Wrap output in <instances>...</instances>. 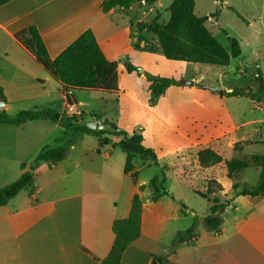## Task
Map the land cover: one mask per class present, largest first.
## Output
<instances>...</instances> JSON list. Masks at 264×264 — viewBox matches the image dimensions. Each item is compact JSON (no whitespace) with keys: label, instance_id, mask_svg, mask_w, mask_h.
<instances>
[{"label":"rangeland","instance_id":"obj_1","mask_svg":"<svg viewBox=\"0 0 264 264\" xmlns=\"http://www.w3.org/2000/svg\"><path fill=\"white\" fill-rule=\"evenodd\" d=\"M194 1L195 13L209 17L206 27L223 47L231 49L230 38L239 42L242 54L238 58H232L229 65L168 60L162 53L157 36L140 29V25H148L153 21L160 25L167 24L173 0H159L152 4L137 2L129 10H124L126 14L118 12L110 16L113 22L110 26L113 29L111 36H107L114 46L108 52L111 57L120 56L116 59L119 75V90L116 93L74 90L71 95L75 104L68 105L66 94L56 84H50L55 83L50 82L52 80L42 82L26 79L20 73V81L11 87L6 82L8 73L1 70L0 65V79L9 85L10 90L4 98L8 104L4 109L10 117H15L22 111L53 109L63 113L66 118L79 119L76 124L66 123V127L59 125L58 129L54 123L40 120V123L48 125L50 129L45 130L46 137L38 140L37 133L28 126L23 137L32 141L28 146L29 150L26 149L22 155L14 153L10 156H7L9 151H3L6 157L0 158V188L19 179L22 162L32 166L37 157L31 155L33 144L46 142V145L56 146V137H66L65 144L68 140L72 143L77 140V149L93 148L97 145V138L80 134L76 126L92 121L101 124L105 120L112 121L118 129L129 134L141 130L143 144L155 150L158 156V164L144 161L139 155L134 158L133 164L139 172L138 180H144V196L152 195L148 184L154 176L161 175L164 169V186L170 193L169 197L172 195L171 201L175 206H180L181 210L179 218L172 221L170 227L183 230L196 224L198 233L202 235L197 246H194L195 241L174 248L172 242L177 232L171 237L169 234L164 235V239L168 240L165 255L171 253V257L177 253L186 264L194 263L195 260H202L204 264H216L221 258L224 264H264L262 259H242L236 255L243 243L236 237V223L238 219L247 216L243 200H233L222 212V231H225L227 240L220 247L214 244L217 234L206 230L202 222L209 214L211 202L208 200L218 198L220 202H225L233 199L235 192L231 187L227 192L223 188L221 192L207 194L211 180L227 184L230 178L227 177L224 163L204 168L197 159L201 149L212 148L224 160H250L251 167L240 175L235 174L233 184L240 182L241 190L242 187L254 189L259 183L260 167L253 157L264 153V93L262 101L258 102L248 97H229L227 92L242 90L257 93L260 74L264 80V0ZM217 10H220L219 15L213 16ZM139 20L141 21L138 22ZM100 38L104 44L102 37ZM142 43L144 47L153 44L157 49L154 53L145 52L140 48ZM3 45L7 46V41L3 40ZM127 61L136 66L135 72L129 73L126 70ZM40 71L43 78L49 77L44 70ZM146 73L173 78L177 83L154 98ZM211 88L220 89L223 94L214 92ZM72 106H75L77 113L70 111ZM106 128L113 131L112 127ZM0 137L11 140L14 135L0 132ZM82 138L85 142H82ZM109 138L113 140L117 137L111 135ZM195 141L197 144H194ZM106 148L108 151L111 149ZM110 156L121 164V168L125 165L126 154L121 150L113 151ZM177 174H182L186 180ZM42 179L44 178L40 180ZM126 179L132 185L135 184L133 178ZM211 187L217 189L215 183ZM195 192L204 194L206 198ZM236 205L240 208L239 212L235 211ZM185 245L189 247L185 249ZM246 248L245 246L244 250Z\"/></svg>","mask_w":264,"mask_h":264},{"label":"crops","instance_id":"obj_2","mask_svg":"<svg viewBox=\"0 0 264 264\" xmlns=\"http://www.w3.org/2000/svg\"><path fill=\"white\" fill-rule=\"evenodd\" d=\"M102 1L12 0L1 6L0 65L1 70L8 73L6 82L14 87L22 76L36 81L55 82L48 74L49 77H42L40 69H43L36 58L15 40V34L29 26L38 28L51 58H56L81 34L91 29L106 57L111 61L119 59L120 56H110L114 44H111L107 35L111 36L113 29L110 16L118 12L126 13L118 7L103 13ZM3 40L7 41V46L3 45ZM20 73L23 75L20 76ZM50 84H56L57 88L63 90L56 82ZM9 85L0 79L5 97L10 91ZM71 93L73 91L68 92ZM0 126L3 127L1 133L14 135L11 140L0 137V158L6 157L3 153L5 150L9 151L7 156L24 154L32 144L27 137H23L28 126L37 133L36 140L46 137L45 130L50 129L39 121H30L20 127ZM54 126L59 128L57 124ZM59 138H65L66 141V137L55 139ZM119 140L114 138L112 143ZM76 141L71 144L65 160L52 168H49L48 163L40 164L35 170L34 183L12 198L6 206L0 207V264H100L94 256L104 259L109 255L115 240L112 225L115 220L129 216L136 193L143 201L141 234L126 249L121 264H151L153 256L165 255L168 240L164 239V235L169 234L171 237L182 230L170 227L171 222L179 218L180 206H175L169 196L157 201L152 199V195L144 196V180L139 182L136 167L134 179L131 173H125V165L121 168V164L109 155L106 147L110 148V145L100 147L97 142L93 148L77 149ZM82 142H85L84 138ZM45 143L33 144L31 155L37 156ZM60 145L62 143L53 147ZM116 150L120 149L113 151ZM25 164L26 170L29 169L30 166ZM20 172L22 174L21 168ZM178 176L186 180L182 174ZM128 177L135 180L134 185L127 181ZM218 182L227 192L234 180L230 179L227 184ZM140 187L144 189L140 190ZM233 200H243L247 208V216L236 223V237L243 242L241 249L236 251V257L264 261V196H238ZM235 211H240L238 205ZM216 237L214 244L219 247L227 240L225 231ZM188 247L184 246L185 249ZM167 259L170 264H186L177 253ZM217 263L224 264L223 258ZM189 264H204V261L195 260Z\"/></svg>","mask_w":264,"mask_h":264},{"label":"trees","instance_id":"obj_3","mask_svg":"<svg viewBox=\"0 0 264 264\" xmlns=\"http://www.w3.org/2000/svg\"><path fill=\"white\" fill-rule=\"evenodd\" d=\"M12 0H0V7ZM155 3L159 0H103L101 2V10L103 13H108L113 8H121L129 10L133 4L137 2ZM171 17L167 24L160 25L157 21L150 24L140 25L142 31L153 33L158 38V44L162 53L168 60L209 64L217 66H227L232 58H238L242 54V49L239 42L230 38L231 49L228 50L221 45L212 32L206 27L208 16H198L195 13L194 0H173L170 7ZM217 10L213 16H218ZM15 40L35 58L43 70L59 85L63 87V92L66 94L68 105L75 104V99L69 91L74 90H93L105 91L108 93H116L119 90V75L118 63L109 60L102 48L94 32L89 29L81 34L73 43H71L64 51L56 58H51L48 49L40 35L36 26H29L26 29L15 34ZM141 50L154 53L157 47L151 44L149 47H140ZM126 70L129 73L136 71V66L131 62L125 63ZM147 80L151 83L149 89L154 98L161 96L169 87L177 82L173 78L160 77L146 73ZM259 85L257 93L245 92L242 90H233L227 92L229 97H248L258 102L262 101L264 93V80L262 74L258 77ZM0 97L5 98L4 90L0 86ZM99 117V115H96ZM49 120L54 124L66 127V123H78L77 117L66 118L63 113L53 109H43L40 111H22L15 117H10L5 109L0 110V125L20 127L30 121ZM106 127H112L113 131L105 129L96 131L89 129L86 124L77 125L76 130L82 135H88L97 138L100 147L110 145L109 155L113 150L120 149L126 154L125 173H134L135 166L133 160L136 155H139L144 161H153L158 164V156L152 148L146 147L143 144L144 138L141 130L131 133L128 137V132L125 130L118 131V126L112 121L107 120L103 123ZM115 136L120 140L112 143L109 136ZM57 143L62 145L53 147L45 145L39 151L32 166L26 170L27 165L22 163L20 168L22 174L19 179L11 184L0 188V207L6 206L9 201L17 196L21 191L27 190L35 177V170L41 163H48L49 168H52L59 162L67 158L72 142L70 140L65 144V138H59ZM199 164L204 168H209L221 163H224L227 169V177L232 179L235 174L251 167L250 160L232 158L224 160L223 157L212 148L201 149L197 154ZM252 159V158H251ZM254 161L260 167L259 183L256 188L249 189L247 187L239 188V183L232 185V190L235 192L234 198L238 196L258 198L264 196V153L253 157ZM166 175L163 169L161 175L154 176L148 187L152 192V199L159 200L164 196H170V193L165 188ZM216 185L217 189L211 187ZM144 187H140L143 190ZM223 186L217 181H210L207 194L221 192ZM202 197L206 196L195 192ZM172 197V195H171ZM233 198V199H234ZM233 199L220 202L218 198L208 200L211 202L209 214L203 219V226L206 230L215 234L222 233L221 214L225 211ZM143 201L139 193H136L132 199L129 216L125 219L115 220L112 225V231L115 234L114 244L109 255L100 259L94 256V259L100 264H121L122 257L126 249L136 241L141 234ZM196 224L185 230H179L172 242V246L177 247L180 244L193 243L198 240L200 234L196 229ZM168 255L153 256L159 264L168 262Z\"/></svg>","mask_w":264,"mask_h":264},{"label":"water","instance_id":"obj_4","mask_svg":"<svg viewBox=\"0 0 264 264\" xmlns=\"http://www.w3.org/2000/svg\"><path fill=\"white\" fill-rule=\"evenodd\" d=\"M143 71V69L141 70ZM214 92H218L219 94H223V91L220 90V89H216V88H211ZM6 106V100L4 98L1 97L0 99V110L4 109ZM87 127L89 129H92V130H96V131H103L106 129V125L104 124H101L97 121H92V122H88L86 123ZM118 131H122L121 129H118ZM128 137L130 138L131 137V134H128ZM151 264H159L156 260L152 261Z\"/></svg>","mask_w":264,"mask_h":264},{"label":"built area","instance_id":"obj_5","mask_svg":"<svg viewBox=\"0 0 264 264\" xmlns=\"http://www.w3.org/2000/svg\"><path fill=\"white\" fill-rule=\"evenodd\" d=\"M70 111H71L72 113H77V111H76V109H75V106L70 107Z\"/></svg>","mask_w":264,"mask_h":264}]
</instances>
